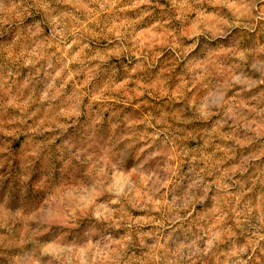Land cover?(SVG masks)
<instances>
[{
    "label": "clouds",
    "instance_id": "9594fccd",
    "mask_svg": "<svg viewBox=\"0 0 264 264\" xmlns=\"http://www.w3.org/2000/svg\"><path fill=\"white\" fill-rule=\"evenodd\" d=\"M0 264H264V0H0Z\"/></svg>",
    "mask_w": 264,
    "mask_h": 264
},
{
    "label": "rangeland",
    "instance_id": "374dc122",
    "mask_svg": "<svg viewBox=\"0 0 264 264\" xmlns=\"http://www.w3.org/2000/svg\"><path fill=\"white\" fill-rule=\"evenodd\" d=\"M71 47H72V46H69V47H67V48L64 50L65 55H67L68 52L71 51ZM79 55H80L79 52L75 53V54L73 55V59L78 58Z\"/></svg>",
    "mask_w": 264,
    "mask_h": 264
}]
</instances>
